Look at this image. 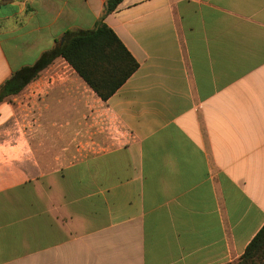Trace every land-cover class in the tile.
Instances as JSON below:
<instances>
[{
	"label": "crops",
	"instance_id": "obj_1",
	"mask_svg": "<svg viewBox=\"0 0 264 264\" xmlns=\"http://www.w3.org/2000/svg\"><path fill=\"white\" fill-rule=\"evenodd\" d=\"M106 0H0V85ZM106 101L55 58L0 104V264H227L264 226V0H122ZM64 41V40H63Z\"/></svg>",
	"mask_w": 264,
	"mask_h": 264
},
{
	"label": "trees",
	"instance_id": "obj_2",
	"mask_svg": "<svg viewBox=\"0 0 264 264\" xmlns=\"http://www.w3.org/2000/svg\"><path fill=\"white\" fill-rule=\"evenodd\" d=\"M10 2L13 0H2ZM122 0H106L101 20L91 31L67 32L60 46L45 52L30 66L14 72L0 85V104L20 92L55 58H62L102 100L110 98L138 69L114 32L103 23ZM227 264H264V226L245 248L243 254Z\"/></svg>",
	"mask_w": 264,
	"mask_h": 264
},
{
	"label": "water",
	"instance_id": "obj_3",
	"mask_svg": "<svg viewBox=\"0 0 264 264\" xmlns=\"http://www.w3.org/2000/svg\"><path fill=\"white\" fill-rule=\"evenodd\" d=\"M63 38L59 41V46L63 43Z\"/></svg>",
	"mask_w": 264,
	"mask_h": 264
}]
</instances>
